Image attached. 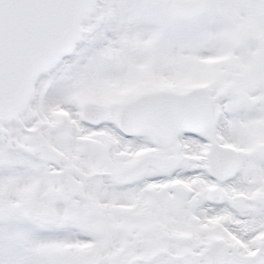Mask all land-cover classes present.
Segmentation results:
<instances>
[{
	"label": "snow or ice",
	"instance_id": "snow-or-ice-1",
	"mask_svg": "<svg viewBox=\"0 0 264 264\" xmlns=\"http://www.w3.org/2000/svg\"><path fill=\"white\" fill-rule=\"evenodd\" d=\"M0 264H264V0H0Z\"/></svg>",
	"mask_w": 264,
	"mask_h": 264
}]
</instances>
